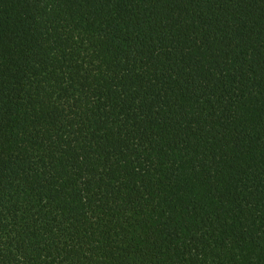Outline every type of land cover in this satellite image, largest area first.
<instances>
[{"label":"trees","instance_id":"obj_1","mask_svg":"<svg viewBox=\"0 0 264 264\" xmlns=\"http://www.w3.org/2000/svg\"><path fill=\"white\" fill-rule=\"evenodd\" d=\"M0 264H264V0H0Z\"/></svg>","mask_w":264,"mask_h":264}]
</instances>
